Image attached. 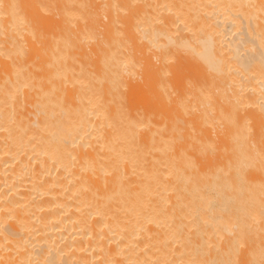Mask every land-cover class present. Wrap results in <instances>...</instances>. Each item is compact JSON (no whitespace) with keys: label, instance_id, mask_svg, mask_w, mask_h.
<instances>
[{"label":"bare ground","instance_id":"bare-ground-1","mask_svg":"<svg viewBox=\"0 0 264 264\" xmlns=\"http://www.w3.org/2000/svg\"><path fill=\"white\" fill-rule=\"evenodd\" d=\"M246 168L264 170V0H0V264H205L180 215L217 210L222 235L201 187ZM239 197L264 224V181Z\"/></svg>","mask_w":264,"mask_h":264},{"label":"rangeland","instance_id":"rangeland-1","mask_svg":"<svg viewBox=\"0 0 264 264\" xmlns=\"http://www.w3.org/2000/svg\"><path fill=\"white\" fill-rule=\"evenodd\" d=\"M263 181H264V170L258 172L254 169L246 168V169H241L240 171L236 172L232 178H228L225 180H224V177L222 176V174L220 175V174L214 173L213 175H211V177H209V181L201 187L204 189L205 194L207 195V198L210 202H215L216 196L221 193V195L225 197V199L223 198V200L226 202L227 206H229V207H227L228 212L226 215V221L224 220V224H225V226H227V227H224V230L226 229L223 232V234L225 236L223 234L219 235V236H221L220 238H219L218 234L214 235L213 232H214L215 227L213 226V228H211L212 226H210L209 222H208V221L212 220V219H209V217H211V218L215 217L214 218L215 221L214 220H212V221H214L213 223H216L217 222V215H219V211L216 210V212H218L216 214L215 210L211 211L207 206L204 205L203 207H205V208H204L203 213H201L202 215L199 214V215H201V218H200V216L198 217L197 214L196 215L190 214V213H188L189 211L185 212L187 210L182 211L183 214L181 213L180 218L186 219L189 217L192 220L193 225H194V223L196 225L194 227L196 228V232H197L195 239L197 240V243H198V244L196 243V245H197L196 250L197 249L198 250L196 251L194 249V251H195V253L198 252V254H196V255L200 258L199 260L202 259L201 263L205 262V264H206L208 262L207 264H217V263L224 264L223 261H225V260L221 259L220 256H222V255L225 256L227 254H230V252H232V251H233L232 253H234V251H235L234 249H236V250H239V253L240 252L243 253V255H242V253H240L241 254L240 255V254H238V251H237L238 255L236 254L237 256H240V260H241V258L245 259V260H241V262H240V264H241L244 261L246 262L247 257H250L252 255V254L250 255L249 253L251 251H253L252 247H253V245H255V247L258 246V248H260V250H258V248H255L254 260L256 259V261H255L256 263L254 262V264H264V224L261 221L262 217L259 216L260 217V219H259V217L257 215L258 212L256 211V208H255L256 205H254L256 200L254 198L242 199L239 197L240 191L245 189L246 186L252 187V186H255L256 184H258V182H263ZM260 200H262V202H264V197H262ZM250 203H252V204H250ZM226 204H223V206L226 207ZM247 206H249V207L246 208ZM230 208H231V211H230ZM234 208L235 209L239 208L240 210L237 209L235 211V210H233ZM242 211L244 212V214L247 213L246 214V215H248V217H247L248 219L246 218L247 221L244 218H242V216H241ZM244 214H243V216H244ZM206 215L209 216L208 217L209 220H207V226H205L206 223L205 222L203 223V221H202V216H203V218H205ZM246 215L244 217H246ZM197 221H198V223H197ZM246 222H248V225H249L248 228H250L251 232H249L248 237H246L245 240L243 239V241H245V242H242V240H241V242L240 241L237 242L234 238L231 237V235H230L231 238L229 237L228 230L231 233H235V234H232V236L238 235V234H240L239 232H241V231L243 232L244 231L243 229H246V224H247ZM197 224H199V225H197ZM191 225H192V223H191ZM228 226H230V227H228ZM209 228L211 231H208ZM212 229H213V231H212ZM206 232H209L210 234L213 233V234H211V235L209 233L205 234ZM225 233H227V234H225ZM216 235L218 236V239H217ZM207 236H210V238L213 239V242L211 239L209 240V237H208L207 241H210V242H206L204 240V237H205V239H207ZM215 237L217 240L215 239ZM247 238H248V240H247ZM202 239L204 240L203 242H205V243L202 244L203 248H202V252H201L200 251L201 246L200 247H198V246H199V244L201 245ZM247 241H249V242H247ZM250 243L252 244V246ZM256 243H257V245H256ZM256 249L258 252H256ZM200 252H201V254H200ZM246 252L249 255L246 254L247 256L245 258L244 253H246ZM235 253H236V251H235ZM199 254H200V256H199ZM256 254H257V256H256ZM222 258L226 259V257H222ZM197 259L198 258L196 257V262L198 261ZM204 259H205V261H203ZM219 259H221V260H219ZM237 259H239V257L236 258V260ZM238 261L237 262L232 261V263L238 264ZM198 263H199V261H198ZM198 263H196V264H198ZM228 263H229V261H228ZM229 264H231V263H229Z\"/></svg>","mask_w":264,"mask_h":264}]
</instances>
